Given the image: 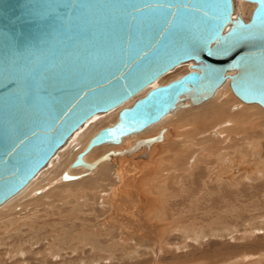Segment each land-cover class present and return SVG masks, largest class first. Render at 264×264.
I'll list each match as a JSON object with an SVG mask.
<instances>
[{
  "label": "water",
  "instance_id": "1",
  "mask_svg": "<svg viewBox=\"0 0 264 264\" xmlns=\"http://www.w3.org/2000/svg\"><path fill=\"white\" fill-rule=\"evenodd\" d=\"M245 1L256 4L247 22L234 15V0H0V207L86 121L186 62H193L189 73L122 109L72 168L119 154L84 161L178 105L213 97L228 78L238 98L264 108V0ZM163 131L146 141L159 142Z\"/></svg>",
  "mask_w": 264,
  "mask_h": 264
},
{
  "label": "rangeland",
  "instance_id": "2",
  "mask_svg": "<svg viewBox=\"0 0 264 264\" xmlns=\"http://www.w3.org/2000/svg\"><path fill=\"white\" fill-rule=\"evenodd\" d=\"M243 4V0H235V14L239 12L240 16H243ZM250 17L244 20L249 21ZM192 65V62L184 63L182 66L180 65L178 68L170 71L160 78L158 82L152 84L150 88L148 87L144 90L146 92L139 94L136 100L146 96L147 92L153 88L167 85L189 73ZM233 97L240 100L235 94ZM204 104L199 107H202ZM260 109L264 112L263 107ZM110 113L93 118L80 130L84 131L90 123H93L95 120L97 121L94 123H98L102 119H105L103 117H107ZM171 117L168 118L169 121L167 119L165 120L170 122L166 128L170 136L167 138L168 140L166 139L160 144H164L162 145L163 148L161 146L152 159V164H156H153V167L156 166L153 168V172L146 177L145 175L136 173L131 179H128L131 184L128 182V184L125 185V192L120 193V196L117 197L118 199L116 198L117 201L116 199H109L110 189H114L117 184L116 186L115 184L110 185L111 188L107 187L109 193L107 191L108 189H101L100 193H102V196L98 198L99 201L95 199L99 202H97L98 204L94 199H91L89 202L85 197H79V200L77 198L75 200V197H69L67 200V203L70 201L69 204L64 202L65 199L59 200V203L57 200L50 201L49 198L54 199V196L50 193L48 194V192L53 191L56 186L61 184V180L59 179L54 185H44V187H42L43 191L46 189L44 192L42 190H37L35 194L32 193L33 199L36 198L37 195L40 196L42 193V195H45V192L47 193L46 197L50 196L47 198L46 203L49 210L47 209L46 213L42 211L45 213L44 216L41 211L39 213L34 210H43L42 203L40 204L41 206L37 205L38 207L34 208L32 207L34 204L30 203L31 201L28 203V200H25L26 202L24 201L23 204L17 202L14 211H12L14 214L13 216L19 218L18 222L24 220L29 222L28 225H25V233L23 232L24 228L22 233H16L18 236L20 235V248L22 252H24L22 254H16L14 251L12 252V257L8 254L12 251L10 249H13V246L16 245L15 239H17V235L14 232L13 238L8 239V246L0 245V264H264V187L261 188L262 192L260 194H253V188L255 189L257 183H251V176L248 177V180H250H247V182L245 181L241 187V191L245 194L246 189L249 191L246 194L250 195H247L246 198H242L241 201H237L235 199V197H237V190L234 188L237 184L236 186L234 184L229 186L220 184L221 181H219V183L217 182L219 177L223 178V175L228 173L227 165L232 161L240 167L251 168V170H246L248 171V175L258 172L262 173L261 175L264 178V165L262 164L264 163V149L261 153L263 155H259L260 159L257 155L252 154L251 160L246 161H235L231 160L229 157V159L226 158V160L230 162L226 165L223 164L225 170H220L217 158L213 155L211 156V154H207L208 152L203 149L205 153L210 156L209 160H204L206 158L204 155L206 154H203L201 147L206 148V146L202 142H200V144L198 143V147L196 148H189V151L182 148V150H184L182 152L184 153H180L181 156H179L178 154L181 152V147L186 146L184 144L185 135L190 132V129L186 125H181L180 119L176 116ZM262 122H264V120H262ZM149 128H153V126ZM71 139L65 144L66 146L64 145L65 147H61V152L67 151L68 145L72 143L74 138ZM240 140L242 139L237 138L236 142L239 141L241 143ZM240 143L236 144V149L238 145L241 147ZM76 146L77 143L72 146V153L77 151ZM185 152H187V155L184 158L183 155ZM56 156L53 159H55ZM198 157L201 159H198ZM57 161H60L59 158ZM199 161H201L202 166H199ZM203 161H205L204 164ZM181 162H183L182 165ZM110 165L114 166L113 164ZM173 166H175V168ZM177 166L181 168L177 169ZM48 168H50V164L44 168L40 172L41 174L39 173L36 178L44 175ZM195 171H198V173L200 172V175L195 173ZM36 178H34V180ZM147 181L148 183H146ZM261 182L264 183V179ZM92 188L94 187L90 189L93 190ZM105 196L106 198H103ZM32 198H29V200H32ZM230 198H232V200ZM83 203L86 204L84 205ZM29 204H31V206ZM24 205L26 208H23ZM99 205L102 207L100 208ZM57 206L58 208H56ZM81 214L84 215L81 216ZM41 215L43 218H40L42 217ZM32 218L36 219L30 221ZM27 228L30 229L29 232L34 235L32 234L31 236L29 232L27 234ZM225 228L227 230L222 234ZM230 228L231 230H229ZM194 230H200V232L202 231V233L208 236L201 246H199L198 243L196 244L193 240L194 238L197 239L196 235L193 233ZM253 230L257 233L255 235L253 234L254 236L250 235ZM33 231L35 233L39 232L41 236L39 233L35 234ZM48 231L50 233H48ZM214 232L218 233L213 236L210 235ZM221 234L223 235L222 237H220ZM57 236H59V238H57ZM1 237L2 236H0V238ZM248 237H250V239ZM94 242L96 244H94ZM184 243L186 245H184ZM58 248H60V251ZM7 249L9 251L6 253L5 251ZM56 249L58 250L56 251Z\"/></svg>",
  "mask_w": 264,
  "mask_h": 264
},
{
  "label": "bare ground",
  "instance_id": "3",
  "mask_svg": "<svg viewBox=\"0 0 264 264\" xmlns=\"http://www.w3.org/2000/svg\"><path fill=\"white\" fill-rule=\"evenodd\" d=\"M243 1H244V4L242 6L243 16H241V17L244 20V19L252 16L253 10H255L256 5L254 3H251V2H248L245 0H243ZM234 4H235V0H234ZM235 13H234V15H236ZM250 19H251V17H250ZM244 21H246V20H244ZM186 63H188V62H186ZM182 65L183 64H181V66ZM178 67H176V68H178ZM235 73H236V71H230V72H228V75L229 74H235ZM156 82H158V80ZM230 87H231L230 86V80L228 78L226 80V82L220 88L217 89V91L215 92L213 97H211L205 101H202V102L187 101L184 106L178 105V107L175 109V111H173V112L169 113L168 115H166L165 117H163L157 124L153 125V128H149V129L147 128L146 130H144L143 132H141L137 135L124 137L120 144H108V145L104 144V145L93 148V150L90 153H88L87 155L84 156V161L86 163H94L97 160H99V158H101L103 155H105L111 151H119L120 152L119 154L113 153L107 159H102V160L96 162L95 165L93 166V168H84V167L72 168V164L76 160L77 156L86 149L88 143L97 134V132H99L103 128L113 126L117 122V120L119 118L118 115L120 114L121 110L124 108H131L134 105V103L136 101H138L136 99L138 98L139 94L137 96L133 97L128 102L124 103L122 106H120L114 110H111V111L105 112V113H100V114L93 116L91 119L86 121L85 124H87V122H89L90 120H92L93 118H95L99 115H103V114L112 112L107 117H103L105 119H102L98 123H94L97 120H95L94 122L92 121L93 123H90L84 131H81L80 129L85 124L82 125L78 130H76L73 133V135L68 139V141H69L72 137L74 138V139L72 138L73 139L72 143L71 142H70L71 144L69 143L70 145H68L69 147H67V149H66L67 151L61 152L62 148H60V150L55 154V156L57 155L56 158L53 159L55 157L54 156L52 158L53 160L51 159V161L44 167V168H46L50 164V168H48L46 173L44 171V173H45L44 175H42L41 177L38 176L37 178L35 177L36 179L35 180L33 179L20 193H18L15 197H13L7 203H5L3 206L0 207V236H2L0 238V242H1L0 245L8 246V244H9L8 239L13 238L14 232H15V234L18 232L22 233L23 228H24L23 232L25 233V231H26L25 225H28L29 222H27L26 220L18 222L19 218L14 217L13 216L14 214L12 213V211H14V209L16 207L17 202H19V203L21 202L23 204L25 200H28L27 201L28 203H29V201H31L30 203L34 204V206H32L34 208L38 207L37 205H40L42 203L43 210H38V209H34V210H36V212H39V213H40V211H41V213L47 212L48 207L46 206V203H47V198H49L50 196L46 197V194H47L46 192H45V195H42L43 194L42 193L40 196L37 195L36 198H34V199L32 198L33 197L32 193L35 194V192L37 190H42L43 189L42 187H44V185L45 186L54 185V183H56L57 180L60 179L61 184H59V186H56L55 189L51 192L47 191L48 194L50 193L54 196V199L49 198V200L50 201L51 200H55V201L57 200L59 203V200L65 199L64 202L66 204H69L70 201L67 203V200L69 197H75V200H76V198L78 199L79 197L80 198L85 197V198H87V200H89V202L91 201V199H94V200L98 199L99 197L102 196V193H100L101 189H108L110 187V185H112V184H115V186L117 184V186L114 189H112L110 187L111 188L110 193H109V189L107 191L110 194V195L108 194L110 196L109 199L115 200L117 197L120 196V193L125 192V189H124V188H126L125 185H127L128 182L130 183V180H128V179H131V177L134 176L136 173L141 174V175H145V177L149 176V174L153 172V170H154L153 168L156 167V166L153 167L154 166L153 164H155V163L152 164L153 157L158 152L159 148H161V146L164 145V144H162V145H160V144L163 143L170 136V134L167 133L168 130L166 129L167 126L170 124V122H167L165 120L166 119L168 120V118L171 116H176L177 118H179L181 123H182L181 125H186L190 129V132L185 135V141L186 142L184 141V144L187 147L186 146H183V147L180 146L181 152H179V154H178L179 156H181L180 153H184L182 151H184V150L189 151V148H196V147H198V143L200 144V142H202L206 146V148L201 147L203 154H206L205 151H207L208 152L207 154H209V155L211 154V156L212 155L215 156V158H217V162H218L220 170H225L223 164L226 165V164H228V162H230L229 160H226V158H228V157L231 160H235V161H237V160H245L246 161V160H251V154H252V155H257L260 159V156L263 155L261 153L263 152V149H264V122H262V120H264V112L262 111V109H260V108H262V106L259 104H256V103L255 104H247V103L243 102L240 98H239L240 100L235 99L233 97L234 94H233ZM144 92H146V91L143 90L140 94H143ZM202 104H204V105L202 107H199ZM194 107H197V108H194ZM180 112H182V113H180ZM163 122H165V123H163ZM104 125H106V126H104ZM172 127H173V125H172ZM171 129H169V130H171ZM162 131H163V133H162L161 138L158 140L159 142L153 143L152 141H146V139H148V138H153V137L161 134ZM209 134H211V135H209ZM237 138H241L242 140H240L241 143L238 141L240 143L241 147H239V145H238L237 149H236L235 148L236 144H239L238 142H236ZM68 141L65 144H67ZM75 143H77V146H76L77 151L72 153L71 149ZM162 148H163V146H162ZM182 148H184V150H182ZM240 148H241V150H240ZM169 149H171V148H169ZM238 152H240V153H238ZM207 154L204 155L206 157L204 160H209L210 156ZM186 155H187V152H185L183 157L185 158ZM257 156H256V158H257ZM253 157H255V156H253ZM58 158L60 161H57ZM177 158H179V157H177ZM198 159H201V158L198 157ZM204 162L205 161H203V164H204ZM182 163L183 162H181V165H182ZM198 163H200L199 166H202L201 161H199ZM110 164H113L114 166H112ZM262 164L264 165V163H262ZM170 165H171V163H170ZM173 167L175 168V166H173ZM227 167H228V173L223 175V178L219 177L217 179V182L219 183V181H221L220 184L229 185V186L232 184H234L236 186V184H237L238 187L237 186L234 187L237 190V194L235 193L237 195V197H235V199L237 201H241L242 198H246L247 195H250V194H246L247 192H249L246 189H245V191H246L245 194H243L244 192L241 191L242 185L245 183V181L247 182L248 177H250V176H251V180H252L251 181L249 179L250 182L251 183H257V185L255 186V189L253 188V190H254L253 194H255V193L260 194L262 192L261 188L264 187V183L261 182L264 179L263 176L261 175L262 173L255 172V173L248 175V171H246V170H251V168L240 167L239 165H236V163L233 161L231 163H229V165H227ZM179 168H181V167H179ZM179 168L177 166V169H179ZM199 168H198V170H199ZM234 168H235V170H234ZM71 170H73V171H71ZM190 170H193V169H190ZM70 171H71V173H70ZM185 171H187V170H185ZM65 172H68V174L70 176H78V178L75 180H71V181H65L62 179V175ZM162 172H163V170H162ZM195 173L200 175V172L198 173V171L197 172L195 171ZM237 173H239V174L236 175ZM162 174L165 175L164 173H162ZM218 176H220V175H218ZM137 177H139V176H137ZM160 177H162V176H160ZM173 180H175V179H173ZM164 182H166V181H164ZM146 183H148V181ZM158 186H161V185H158ZM48 187H50V186H48ZM91 187H94V188H92L93 190L90 189ZM235 189H234V192H235ZM90 196H92L93 198ZM29 198H32V200H29ZM103 198H106V196ZM117 199H116V201H117ZM230 199L232 200V198H230ZM94 200H92V201H94ZM98 201H99V199H98ZM98 201L95 200L96 203ZM53 202H51V203H53ZM31 204H29V205L31 206ZM19 205H21V204H19ZM25 205L23 208H26ZM63 205H65V204H63ZM70 205H72V204H70ZM84 205H83V207H84ZM232 205H233V203H232ZM99 206H100V208L102 207L101 205H99ZM74 207H75V205H74ZM56 208H58V206ZM81 208H82V205H81ZM231 208L233 209L232 206H231ZM52 209H54V208H52ZM75 209H77V208H75ZM108 209H109V207H108ZM26 210H28V209H26ZM81 210H83V209H81ZM81 210H79V211L81 212ZM65 212H67V211H65ZM71 212H73V211H71ZM80 212H79V214H80ZM45 213H43V216ZM81 213H83V212H81ZM38 215H40V214H38ZM83 215L84 214H81V216H83ZM43 216L40 218H43ZM34 217H35V215H34ZM34 219H36V218H32L31 220L30 219H28V220L32 221ZM40 230H42V229H40ZM77 230H78V228H77ZM226 230L227 229L225 228V230L222 232V234L224 232H226ZM229 230H231V228ZM29 231H30V229L27 228V234ZM31 231H32V229H31ZM249 231H251V230H249ZM235 232H237V231H235ZM255 232L256 231L253 230V232L250 235L257 234ZM36 233H39V232H36ZM42 233H43V231H42ZM48 233H50V232L48 231ZM193 233L197 237V239L194 238L193 240L195 241L196 244L198 243L199 246H201L203 244V242H205V239L208 237L204 233H202V231L200 232V230L199 231L194 230ZM217 233L218 232H214V233H211L210 235L213 236ZM29 234L32 236L33 233L29 232ZM75 234H77V233H75ZM222 234L220 237L223 236ZM39 235H40V233H39ZM33 237H31V238H33ZM42 237H43V235H42ZM51 237H52V235H51ZM57 238H59V236H57ZM248 238L250 239V237H248ZM253 238H255V237H253ZM20 239H21L20 235L19 236L17 235V239H15L16 245H14L13 249H10L12 251L8 253L10 255V257H12V252H14V251L16 254L17 253L22 254L24 252V251L22 252V250L20 248V246H21L20 245ZM35 239H36V237H35ZM88 239H89V237H88ZM46 240H47V238H46ZM55 241H56V239H55ZM58 241H59V239H58ZM94 244H96V243L94 242ZM28 245H29V242H28ZM184 245H186V244L184 243ZM261 246H263V245H261ZM8 249H9V247H8ZM8 249L5 251L6 253L9 251ZM58 249L60 251V248H58ZM58 249H56V251ZM260 250H261V248H260ZM256 263H257V261H256Z\"/></svg>",
  "mask_w": 264,
  "mask_h": 264
}]
</instances>
